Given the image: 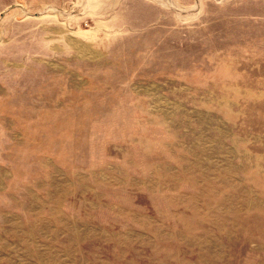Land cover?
<instances>
[{"label": "rangeland", "instance_id": "1", "mask_svg": "<svg viewBox=\"0 0 264 264\" xmlns=\"http://www.w3.org/2000/svg\"><path fill=\"white\" fill-rule=\"evenodd\" d=\"M0 264H264V0H0Z\"/></svg>", "mask_w": 264, "mask_h": 264}]
</instances>
